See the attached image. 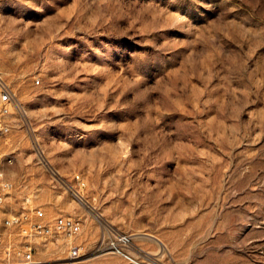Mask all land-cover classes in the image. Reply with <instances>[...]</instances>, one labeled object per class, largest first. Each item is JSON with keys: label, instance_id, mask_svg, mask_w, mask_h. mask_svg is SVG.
I'll use <instances>...</instances> for the list:
<instances>
[{"label": "rangeland", "instance_id": "1", "mask_svg": "<svg viewBox=\"0 0 264 264\" xmlns=\"http://www.w3.org/2000/svg\"><path fill=\"white\" fill-rule=\"evenodd\" d=\"M3 83L8 211L82 222L12 255L264 264V0H0Z\"/></svg>", "mask_w": 264, "mask_h": 264}, {"label": "built area", "instance_id": "2", "mask_svg": "<svg viewBox=\"0 0 264 264\" xmlns=\"http://www.w3.org/2000/svg\"><path fill=\"white\" fill-rule=\"evenodd\" d=\"M13 101L11 88L2 84L0 92V115L9 113V105ZM8 130V126L0 117V132ZM2 160L0 156V161ZM12 193V183L3 177L0 173V248L5 250L8 262L4 264H34V248L31 244L23 243L12 255L13 241L12 234L19 231L22 236L34 237L39 235L63 236L68 238L67 244L70 247V256L73 259L82 255V247L76 244L72 239L81 232L82 222L79 219L67 216H58L51 221L45 220V212L39 207H28L30 199H26L24 210L20 212H9L8 203ZM32 214L36 217L33 219ZM133 238L125 232H117L108 241V246L116 253L123 256L133 264H163L151 257H140L133 254L130 248L133 244Z\"/></svg>", "mask_w": 264, "mask_h": 264}]
</instances>
